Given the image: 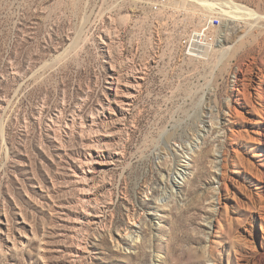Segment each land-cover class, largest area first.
Returning <instances> with one entry per match:
<instances>
[{"label": "rangeland", "instance_id": "rangeland-1", "mask_svg": "<svg viewBox=\"0 0 264 264\" xmlns=\"http://www.w3.org/2000/svg\"><path fill=\"white\" fill-rule=\"evenodd\" d=\"M258 10L0 0V264H264ZM212 17L214 44L188 58Z\"/></svg>", "mask_w": 264, "mask_h": 264}, {"label": "built area", "instance_id": "built-area-1", "mask_svg": "<svg viewBox=\"0 0 264 264\" xmlns=\"http://www.w3.org/2000/svg\"><path fill=\"white\" fill-rule=\"evenodd\" d=\"M221 25L219 17H212L204 26L193 31L184 42V52L188 58H202L215 42L214 31Z\"/></svg>", "mask_w": 264, "mask_h": 264}, {"label": "bare ground", "instance_id": "bare-ground-1", "mask_svg": "<svg viewBox=\"0 0 264 264\" xmlns=\"http://www.w3.org/2000/svg\"><path fill=\"white\" fill-rule=\"evenodd\" d=\"M201 2V1H200ZM208 5V4H207ZM216 6V5H215ZM234 6V5H233ZM245 12L246 11H248V10H244ZM253 11V10H252ZM240 12H242L241 10H240ZM254 12V11H253ZM252 12V13H253ZM256 13V17L258 16L260 19H261V21H264V13H261L259 10L258 11H256L255 12ZM245 14V13H244ZM246 16L247 15H251L250 14V12H247L246 14H245ZM255 15V14H254ZM253 15V16H254ZM248 17V16H247ZM250 17V16H249ZM249 17H248V19H249ZM251 19V18H250ZM221 41V40H220ZM221 43V42H220ZM254 59V58H253ZM249 66V65H248ZM245 69V68H244ZM249 69V68H248ZM253 70V69H252ZM252 70H250L251 72H252ZM249 71V70H248ZM249 71V72H250ZM245 73V72H244ZM263 74H264V71H263ZM247 78V77H246ZM245 78V76H244V80L246 79ZM260 80V79H259ZM262 80V79H261ZM262 82H264V81H262ZM243 84V83H242ZM246 84H247V82H246ZM248 85H250V84H248ZM248 85H245L244 86V94H245V96L248 98V96H249V91H248ZM250 87V86H249ZM259 87V86H258ZM260 88V87H259ZM257 90V89H256ZM260 90V89H259ZM263 90V89H262ZM261 92V91H260ZM240 93H241V91H240ZM262 93V92H261ZM242 94V93H241ZM259 97V96H258ZM260 98V97H259ZM262 98V97H261ZM246 99V98H245ZM250 99V98H249ZM253 99V98H252ZM247 100V99H246ZM261 101V100H260ZM244 103V102H243ZM253 103V102H252ZM240 104H242L241 102H240ZM261 107H262V109L264 108V104L263 105H261ZM264 110V109H263ZM263 110H261V111H263ZM239 111V110H238ZM238 113V112H237ZM240 113V112H239ZM239 115V114H238ZM246 118V117H245ZM260 122V121H259ZM217 126H219V124L217 125ZM213 128H214V125L213 126H208V127H206V129H207V131H206V134H211V131L213 130ZM220 144H222V142H220ZM196 147H200V143L199 142H197L196 143V145H195ZM238 155V154H237ZM223 157H224V155L220 152V151H217L216 152V154H215V156H214V168H215V170H216V174H215V181H217V182H221V177H220V174L221 175H223V171H222V164H223V162H224V159H223ZM246 166V165H245ZM255 166V165H254ZM251 168V167H250ZM256 168V167H255ZM254 169V168H253ZM252 169V170H253ZM260 169V168H259ZM251 170V169H250ZM255 170V169H254ZM253 170V171H254ZM256 170L258 171V174L260 173V171H261V173L263 172L262 170H258L257 168H256ZM255 170V174L257 173V171ZM165 181V180H164ZM165 183V182H164ZM175 184H173L172 186H169V190H171L172 191V196H174L175 197V195H176V191H178V189L180 188V183L178 182V181H175L174 182ZM234 183V182H233ZM214 185V184H213ZM213 187V186H212ZM218 191V190H217ZM214 201H215V199H214ZM218 203H220V198H218ZM216 202V201H215ZM217 203V202H216ZM213 208H214V211L215 212H218V206L216 205V204H214L213 205ZM261 217V216H260ZM210 226V225H209ZM211 227H212V224H211ZM129 231V230H128ZM131 231V230H130ZM133 232H132V234H134V230H132ZM129 233V232H128ZM135 237V236H134Z\"/></svg>", "mask_w": 264, "mask_h": 264}]
</instances>
